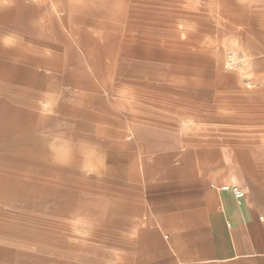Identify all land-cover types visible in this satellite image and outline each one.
<instances>
[{
  "label": "rangeland",
  "instance_id": "rangeland-1",
  "mask_svg": "<svg viewBox=\"0 0 264 264\" xmlns=\"http://www.w3.org/2000/svg\"><path fill=\"white\" fill-rule=\"evenodd\" d=\"M28 37L26 89L0 86L26 118L0 144L25 159L0 194V264L106 244L74 198L136 185L152 152L218 140L264 167V0H28Z\"/></svg>",
  "mask_w": 264,
  "mask_h": 264
},
{
  "label": "crops",
  "instance_id": "crops-1",
  "mask_svg": "<svg viewBox=\"0 0 264 264\" xmlns=\"http://www.w3.org/2000/svg\"><path fill=\"white\" fill-rule=\"evenodd\" d=\"M28 39V0H0V86L26 89L20 66L28 63ZM25 122L20 109L0 105V144L19 145ZM43 154L55 159L56 152ZM24 160L20 149L0 151V194L11 192L7 175ZM55 165L51 175L59 173ZM100 189L74 205L93 217L106 244L96 251L90 240L83 249L76 244L67 252L70 264H264V167L251 146L213 140L155 151L144 158L136 185Z\"/></svg>",
  "mask_w": 264,
  "mask_h": 264
},
{
  "label": "built area",
  "instance_id": "built-area-1",
  "mask_svg": "<svg viewBox=\"0 0 264 264\" xmlns=\"http://www.w3.org/2000/svg\"><path fill=\"white\" fill-rule=\"evenodd\" d=\"M223 190H229L232 189L234 194L236 195L237 198L241 199L245 196V191L240 188L239 186H230V185H225L222 187Z\"/></svg>",
  "mask_w": 264,
  "mask_h": 264
}]
</instances>
